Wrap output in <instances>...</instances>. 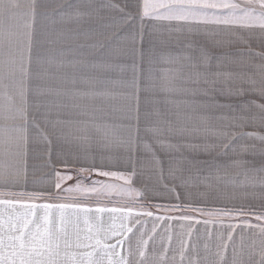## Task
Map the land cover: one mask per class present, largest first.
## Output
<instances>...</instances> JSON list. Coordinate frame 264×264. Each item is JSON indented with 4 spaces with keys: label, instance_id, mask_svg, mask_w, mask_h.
Segmentation results:
<instances>
[{
    "label": "snow or ice",
    "instance_id": "obj_1",
    "mask_svg": "<svg viewBox=\"0 0 264 264\" xmlns=\"http://www.w3.org/2000/svg\"><path fill=\"white\" fill-rule=\"evenodd\" d=\"M36 9L35 0L24 6L0 0V187L29 183L30 143L35 156L41 149L47 156L51 181L33 178L40 191L0 192V264H264V211L192 202L194 196L204 204L230 199L220 185L264 189V50L252 47L254 39L264 46V0H62L56 5L60 23L76 27L54 37L44 31L38 41ZM86 18L95 27H83ZM173 34L179 51L172 50ZM82 38L94 42L81 43ZM45 44L60 47L53 55ZM113 72L122 78L112 79ZM126 72L130 78H123ZM109 85L127 89L121 125L89 119L87 102L108 96ZM72 114L83 119L64 118ZM70 142L93 164L78 173L124 183L93 180L86 186L78 180L62 188L73 177L56 169L52 147L59 146L63 157ZM94 143L103 150L123 149L119 157L102 151L100 160L126 170L96 168L88 154ZM59 163L67 167L65 159ZM134 179L141 188L133 186ZM49 182L51 188L44 187ZM201 185L204 191H190ZM112 193L127 199L119 207L85 206ZM149 196L176 202L141 203ZM247 215L261 222H244L258 229L253 237L241 233L237 242L232 233L239 225L230 224L215 260L185 255L199 256L188 245L193 223ZM146 217L152 218L150 230ZM174 220L187 227L169 255L172 236L157 237L156 223Z\"/></svg>",
    "mask_w": 264,
    "mask_h": 264
},
{
    "label": "rangeland",
    "instance_id": "obj_2",
    "mask_svg": "<svg viewBox=\"0 0 264 264\" xmlns=\"http://www.w3.org/2000/svg\"><path fill=\"white\" fill-rule=\"evenodd\" d=\"M27 8L22 7L21 12H26ZM47 15V18H46ZM27 17H24L20 23L22 24ZM55 21V23L53 22ZM83 27L88 28L89 26L95 27L96 21L88 20L87 18L84 21L80 22ZM35 34L34 40L42 39V32L47 31L51 36H55L56 33L64 31L68 28L76 27V22H72L70 24H62L59 21L58 10L56 7H46V6H37L36 9V20H35ZM127 29L121 30L119 32V36L122 37L126 35ZM14 30L13 35L10 36V39L14 40ZM98 38V37H97ZM92 43L94 39H90L85 41L83 38L81 39V43ZM117 41L114 39L112 41L115 44ZM60 46L58 44H45L44 50L47 52L48 50H52V54H56V50ZM3 51H7V46L3 47ZM3 55H0V59H4ZM100 57H97L99 59ZM121 63L131 64L130 60L120 61ZM55 71V69H53ZM112 79H120L121 74L118 72H113L109 74ZM131 73L126 72L123 74V78L127 79L130 78ZM108 93H110L106 97L97 98L94 101H88L91 105L89 119H95L97 123H110L114 125H121L126 123L121 119V109L124 108L126 101L124 100L123 93L127 91V89L121 88L118 85H109L106 89H104ZM2 91V89H0ZM4 103L3 100H0V104ZM65 119H83V117H79L78 115H66ZM0 123H5L4 121H0ZM6 123L11 124V121ZM120 135H126L122 130H117ZM95 135V134H94ZM33 145L29 144V155L27 157V167H28V179L29 183L26 186H3L0 187V192H21V191H40L43 190L41 187L33 186L31 183L32 179H40L41 177L45 178L46 180L51 181V168L47 166V156L43 154V150L41 149V155L35 156L32 152ZM60 147L57 145H53L52 147V162L55 164V167L58 171L62 174L67 173L72 175L71 180H67L62 185V188H66L69 186L74 185L78 180L82 181L84 185L91 186L93 180H102L108 183H116V184H123V181H117L114 178H106L96 174V172H89L87 174L78 173L79 168H91L93 166L92 161L85 160L83 158L84 152L79 149L74 142H70L68 144H64L63 146V157H58L57 153L60 151ZM103 151L105 156L112 155V156H123L124 152L123 149L120 148H113L110 151L101 149L97 144H93L91 148L88 149V154L95 158V167L100 168L104 171H125L126 169L121 166H117L115 164L109 163L105 160L101 163L100 154ZM79 157V158H77ZM65 159L67 161V167L59 163V159ZM34 174V175H33ZM133 186L136 188H141L142 185L138 183L135 179L133 181ZM44 187L51 188V182H49ZM54 192L57 191L52 189ZM61 196H69L67 192H61ZM75 195V194H73ZM149 196L147 201H141V203H152V198ZM8 197H5L7 199ZM126 197H122L116 193H112L111 196L102 199L99 203H97L94 199L90 200L86 203L85 206L88 207H119L121 204L126 200ZM28 202V201H22ZM63 202V201H62ZM154 213L160 214L157 209H152ZM223 223H214V260L215 252H216V245L220 242L221 237L223 236L226 240V237L231 229L229 228L230 224H237L239 227L236 228L235 232L232 233L233 238L238 242L239 241V234L243 233L244 235L251 236L252 232H254V228H249L244 223L248 221L252 225H256L261 223L257 221L255 215H247V216H234V217H221L220 218ZM252 230V231H251ZM228 255L230 256V249Z\"/></svg>",
    "mask_w": 264,
    "mask_h": 264
},
{
    "label": "crops",
    "instance_id": "obj_3",
    "mask_svg": "<svg viewBox=\"0 0 264 264\" xmlns=\"http://www.w3.org/2000/svg\"><path fill=\"white\" fill-rule=\"evenodd\" d=\"M18 2L24 6L30 2V0H18ZM62 0H35V3L37 6H46V7H56L57 4L61 3ZM69 3H76V0H68ZM175 22H173L174 24ZM168 25V22H162L160 27L166 28ZM257 30V35H258ZM178 34H173V42H172V50L173 51H179L178 46L175 42V37ZM183 39V37H181ZM252 47L256 49L257 51L264 50V46L261 45V43L257 40L252 41ZM218 51V50H214ZM222 191H224L227 195H229L231 198L227 200L222 199H213L210 200L207 204H204L198 197H193V203L196 206H215V207H236L240 208L243 207L246 210L251 209L253 213H259L261 211H264V197L261 196V193L264 192V189H261L259 187L256 188H224L223 185L219 186ZM204 187L201 185L199 188L192 187L190 188V191L193 193H196L197 191H204ZM152 198V204H167V203H175V199L167 196H151ZM187 202V201H185ZM95 209L96 207H92ZM104 216V219L107 221L108 215L106 213L100 214ZM196 215L197 219H200L201 221L204 219L203 217H200L199 214ZM145 222L146 229L150 230L153 227L152 218H143ZM166 223L169 226V231L165 232ZM129 224H131V221H129ZM140 225H136L133 228V231H135L136 228H139ZM187 224L182 221H168V222H157L156 223V233L155 235L157 237H166L168 235L172 236V247L168 248L167 243H165V247L168 248L169 255L173 254V249L178 248V244L176 243L177 238L181 236L182 229L186 228ZM193 233L192 238L190 241H188L189 249L192 247H197L199 249V256L197 257L196 254L192 251H188L185 253V255H192L193 259H201L203 260L204 257H208L210 261L214 260V223L205 225L203 222L199 224L193 223ZM254 232H252L251 236L245 235L246 237H253V235L258 232V229L254 228ZM142 231L144 229H141ZM252 231V230H251ZM187 240V238L185 237ZM205 246H207V250H205ZM150 251L151 249V242L149 245ZM177 255V260H179V253H175Z\"/></svg>",
    "mask_w": 264,
    "mask_h": 264
}]
</instances>
